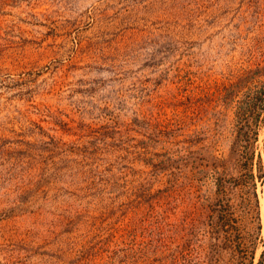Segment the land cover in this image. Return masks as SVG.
<instances>
[{
  "label": "rangeland",
  "instance_id": "obj_1",
  "mask_svg": "<svg viewBox=\"0 0 264 264\" xmlns=\"http://www.w3.org/2000/svg\"><path fill=\"white\" fill-rule=\"evenodd\" d=\"M260 87L264 0H0V264H264Z\"/></svg>",
  "mask_w": 264,
  "mask_h": 264
},
{
  "label": "trees",
  "instance_id": "obj_2",
  "mask_svg": "<svg viewBox=\"0 0 264 264\" xmlns=\"http://www.w3.org/2000/svg\"><path fill=\"white\" fill-rule=\"evenodd\" d=\"M256 72V71H255ZM253 73H249V72H245L243 74H241L240 76H238V78L234 81L229 83L228 85H223V87L221 88V92L225 94V96L223 97V101L229 100V102H233L235 99V95L242 90L243 87L246 86V83L248 81L251 80V76L250 74H254ZM241 85H243V87H241ZM249 91V103L247 105V107H251L253 104H250L251 101L254 104H258L260 105L261 103H263L264 101V89L262 87L256 89V90H248ZM252 94V96H250ZM238 112H244V107L242 106H238L237 107ZM254 140H256V136L254 137ZM263 153H264V139H263ZM260 157V156H259ZM253 177V174L251 175ZM261 177V176H259ZM222 206L219 204L215 205V207L212 208L213 214L215 213V215L213 216H232L231 212L228 211H223Z\"/></svg>",
  "mask_w": 264,
  "mask_h": 264
}]
</instances>
